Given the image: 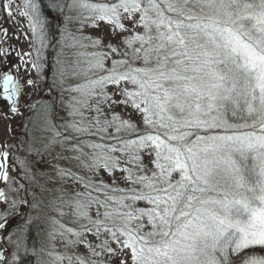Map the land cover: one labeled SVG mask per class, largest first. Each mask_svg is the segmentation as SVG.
Wrapping results in <instances>:
<instances>
[{
	"label": "snow or ice",
	"instance_id": "6c2138e0",
	"mask_svg": "<svg viewBox=\"0 0 264 264\" xmlns=\"http://www.w3.org/2000/svg\"><path fill=\"white\" fill-rule=\"evenodd\" d=\"M16 9L37 98L27 139L0 145V264H264V0ZM42 9L63 18L58 39ZM104 21L116 43L83 34ZM21 67L0 70L13 114Z\"/></svg>",
	"mask_w": 264,
	"mask_h": 264
},
{
	"label": "rangeland",
	"instance_id": "374dc122",
	"mask_svg": "<svg viewBox=\"0 0 264 264\" xmlns=\"http://www.w3.org/2000/svg\"><path fill=\"white\" fill-rule=\"evenodd\" d=\"M9 0H6V3H8ZM95 2V0H93ZM21 3V0H12L10 11V23H9V29L10 34L8 37V41L4 45V49H7V53H5V59H6V66L5 70L7 71L9 68H11L13 65H21L20 71L17 73L15 69H13V74L19 76L20 82L23 85L21 89V96H19L17 99L19 100V112L16 114H12L9 110V101L7 104L0 103V145L8 144L12 145L13 141L15 140L16 143L20 139H27V135L24 136L26 133V124L29 128L30 125L27 123L28 117L31 115L28 110L24 107L25 104L29 102L30 99H36L33 87L28 86L26 84V81L28 79H37V70L35 68L31 67V62L35 60L36 52L34 49V41L32 37V33L28 27V22L26 17L19 16L17 13L16 5ZM0 6H1V0H0ZM8 10V11H9ZM52 15H50L49 24L51 25L50 33L55 32V35L53 37V40L59 38V28L63 24V18L59 15L57 12H51ZM2 14L0 10V27L3 25L4 20L2 19ZM69 27L72 29L73 32H75L76 28L78 27L77 23H72L69 25ZM111 25L107 23L106 21L100 22L99 27H91L86 26L83 30V34L86 36H91L93 38L95 37H101L105 43H107L109 40H111L112 43H116L119 37L113 38L111 35ZM119 31V30H117ZM5 33L3 31L0 32V43L4 37ZM85 43H88V41H85ZM93 49L90 47L87 49V51H92ZM45 58L48 61L49 66L46 67L43 70V74L46 76V80L42 87L46 86L48 83H50L51 78V59L55 55V52L51 47L45 49L44 51ZM50 74V76H49ZM2 97V96H1ZM3 98V97H2ZM44 98L47 99L48 96L45 94ZM24 116V117H23ZM13 125L16 126V130H13L12 132L9 129H12ZM4 149L0 148V151ZM14 148L11 149V152ZM24 154L23 151H18L16 149V152L14 155H12L9 163L15 164V170H9V175L11 176H17V179L20 183L27 182L26 180L22 179L20 176H18V172L22 173V169L20 168L17 160L18 158L22 157ZM46 159H50V157H45ZM41 170L44 169L45 166H40ZM9 182L4 181L1 179L0 181V189H6V185ZM13 188L17 187L18 185L16 183L12 184ZM2 242V241H0ZM115 247V245H113ZM83 250V249H81ZM259 251V249H257Z\"/></svg>",
	"mask_w": 264,
	"mask_h": 264
},
{
	"label": "flooded vegetation",
	"instance_id": "af4514ba",
	"mask_svg": "<svg viewBox=\"0 0 264 264\" xmlns=\"http://www.w3.org/2000/svg\"><path fill=\"white\" fill-rule=\"evenodd\" d=\"M0 10H1V8H0ZM1 14H2V12H1ZM2 17H3V15H2ZM3 19V18H2ZM2 20H0V22H1ZM5 61V60H4ZM5 66H6V63H4V66H3V68H2V70H4V71H6L5 70ZM17 101H18V103H17V105L19 106V100L17 99ZM3 103V104H7L8 103V101L5 99V98H2L1 96H0V103ZM10 104V103H9ZM17 106V107H18ZM0 110H1V108H0ZM20 111V110H19ZM13 114V113H12ZM14 115V114H13ZM24 117V116H23ZM13 128L11 129V131L12 132H14L13 130H16V126L15 125H13L12 126ZM14 144H16V141L14 140L13 141V143H12V145H14ZM14 152H11V149H10V156H9V161H10V159H11V157H12V155H14L15 154V152H16V148H14V150H13Z\"/></svg>",
	"mask_w": 264,
	"mask_h": 264
},
{
	"label": "water",
	"instance_id": "95a60500",
	"mask_svg": "<svg viewBox=\"0 0 264 264\" xmlns=\"http://www.w3.org/2000/svg\"><path fill=\"white\" fill-rule=\"evenodd\" d=\"M4 2H5V0H2V10H3V16H4L5 24L0 29H4V28L9 29V20L10 19L8 17L6 10L3 8Z\"/></svg>",
	"mask_w": 264,
	"mask_h": 264
},
{
	"label": "trees",
	"instance_id": "16d2710c",
	"mask_svg": "<svg viewBox=\"0 0 264 264\" xmlns=\"http://www.w3.org/2000/svg\"><path fill=\"white\" fill-rule=\"evenodd\" d=\"M43 11H44V13H45V15L46 16H50V15H52L51 14V12H55V11H53L52 9H42ZM30 125V127L29 128H31V124H29ZM27 134L25 133V135L24 136H26ZM24 155V154H23ZM25 183H27V182H25ZM258 251V250H257Z\"/></svg>",
	"mask_w": 264,
	"mask_h": 264
}]
</instances>
